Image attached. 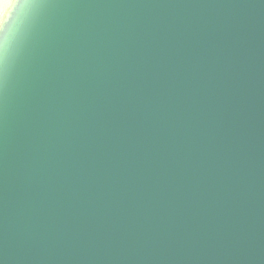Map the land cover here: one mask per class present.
Segmentation results:
<instances>
[{
    "label": "water",
    "instance_id": "1",
    "mask_svg": "<svg viewBox=\"0 0 264 264\" xmlns=\"http://www.w3.org/2000/svg\"><path fill=\"white\" fill-rule=\"evenodd\" d=\"M0 51V264H264V0H26Z\"/></svg>",
    "mask_w": 264,
    "mask_h": 264
},
{
    "label": "bare ground",
    "instance_id": "2",
    "mask_svg": "<svg viewBox=\"0 0 264 264\" xmlns=\"http://www.w3.org/2000/svg\"><path fill=\"white\" fill-rule=\"evenodd\" d=\"M25 2L26 0H13L6 10L3 9L4 7L0 9V34L7 30L11 20L18 15Z\"/></svg>",
    "mask_w": 264,
    "mask_h": 264
},
{
    "label": "rangeland",
    "instance_id": "3",
    "mask_svg": "<svg viewBox=\"0 0 264 264\" xmlns=\"http://www.w3.org/2000/svg\"><path fill=\"white\" fill-rule=\"evenodd\" d=\"M12 2H13V0H0V9H2L4 7L3 9L6 10ZM4 5H6V6H4Z\"/></svg>",
    "mask_w": 264,
    "mask_h": 264
},
{
    "label": "snow or ice",
    "instance_id": "4",
    "mask_svg": "<svg viewBox=\"0 0 264 264\" xmlns=\"http://www.w3.org/2000/svg\"><path fill=\"white\" fill-rule=\"evenodd\" d=\"M3 49V35L0 34V51Z\"/></svg>",
    "mask_w": 264,
    "mask_h": 264
}]
</instances>
